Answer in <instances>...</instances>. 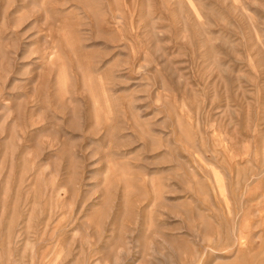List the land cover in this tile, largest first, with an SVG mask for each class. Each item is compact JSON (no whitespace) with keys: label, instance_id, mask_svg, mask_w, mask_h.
Instances as JSON below:
<instances>
[{"label":"rangeland","instance_id":"obj_1","mask_svg":"<svg viewBox=\"0 0 264 264\" xmlns=\"http://www.w3.org/2000/svg\"><path fill=\"white\" fill-rule=\"evenodd\" d=\"M0 264H264V0H0Z\"/></svg>","mask_w":264,"mask_h":264}]
</instances>
